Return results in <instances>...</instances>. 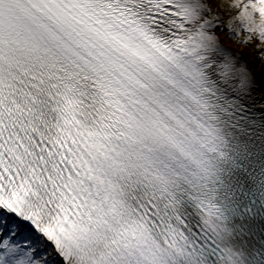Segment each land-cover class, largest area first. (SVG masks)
I'll return each instance as SVG.
<instances>
[{"label":"snow or ice","instance_id":"snow-or-ice-1","mask_svg":"<svg viewBox=\"0 0 264 264\" xmlns=\"http://www.w3.org/2000/svg\"><path fill=\"white\" fill-rule=\"evenodd\" d=\"M255 154L264 0H0V264H264Z\"/></svg>","mask_w":264,"mask_h":264},{"label":"rangeland","instance_id":"rangeland-1","mask_svg":"<svg viewBox=\"0 0 264 264\" xmlns=\"http://www.w3.org/2000/svg\"><path fill=\"white\" fill-rule=\"evenodd\" d=\"M244 50H245V51H243V52H245L246 54L249 55L247 59L251 61V60L254 58V54L251 53L248 49H244ZM256 67H257V68L259 67L258 63L256 64Z\"/></svg>","mask_w":264,"mask_h":264},{"label":"bare ground","instance_id":"bare-ground-1","mask_svg":"<svg viewBox=\"0 0 264 264\" xmlns=\"http://www.w3.org/2000/svg\"><path fill=\"white\" fill-rule=\"evenodd\" d=\"M243 51H245V50H243ZM241 54H242V55H243V56H244L246 59H247V58H248V56H249V55H248V54H246L245 52H242ZM255 67H256V65H255Z\"/></svg>","mask_w":264,"mask_h":264}]
</instances>
